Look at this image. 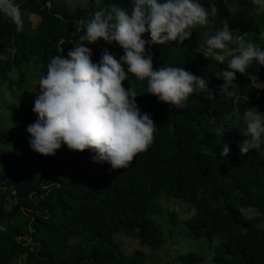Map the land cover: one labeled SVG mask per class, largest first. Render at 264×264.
Listing matches in <instances>:
<instances>
[{
  "label": "trees",
  "instance_id": "1",
  "mask_svg": "<svg viewBox=\"0 0 264 264\" xmlns=\"http://www.w3.org/2000/svg\"><path fill=\"white\" fill-rule=\"evenodd\" d=\"M85 1L72 9L65 0H14L24 26L17 33L15 24L0 14V73L13 67L23 70L18 81L23 88L29 75L26 68L34 64L33 77L45 76L52 57L67 58L80 42L96 11L113 3L130 10L133 4V0ZM198 2L209 12L208 24L193 28L183 44H152L148 32L142 39L148 41L146 52L152 55L154 69L183 67L204 78L215 99L208 100L207 92H194L183 108L170 109L147 93L146 80L129 74L123 87L136 90L138 108L157 128L152 145L137 154L128 168L113 170L107 162H94L93 151L74 152L66 145L54 156L14 152L0 123V264L20 260L146 264L149 256L142 249L128 254L116 238L136 240L152 251L161 249L165 239L156 217L165 197L195 209L185 233L194 241L207 242L211 251L210 255L187 251L178 257V264H264V144L243 156L239 149L243 113L254 107L264 114V66L253 61L244 74L236 73L235 88L229 89L236 95L228 97L219 90L227 62L219 64L197 52L224 21L234 37L264 49V12L255 11L253 0ZM213 4L215 16L210 14ZM31 15L41 18L36 27ZM87 46L94 63L105 48L116 59L124 54L115 42L101 40ZM235 109L239 116L232 115ZM225 145L226 157L221 155ZM248 211L255 215L248 217ZM169 215L177 229L174 212Z\"/></svg>",
  "mask_w": 264,
  "mask_h": 264
},
{
  "label": "clouds",
  "instance_id": "2",
  "mask_svg": "<svg viewBox=\"0 0 264 264\" xmlns=\"http://www.w3.org/2000/svg\"><path fill=\"white\" fill-rule=\"evenodd\" d=\"M253 4L255 11L264 12V0H253ZM0 14L15 24L17 33L23 30L21 10L14 0H0ZM210 14H217L214 4ZM208 20L209 12L198 0H133L130 10L113 3L96 11L67 58L52 57L47 74L39 80L32 108L37 119L26 129L31 149L42 156H54L66 145L74 152L93 151L94 162H107L113 170L128 168L137 154L152 145L157 128L149 114H142L138 108L136 90L123 87L129 74L139 81L146 80L147 93L170 109L183 108L194 92H207L208 100L215 99L205 79L183 67L154 69L143 34L150 33L152 44H183L193 28L207 25ZM101 40L115 42L124 54L116 59L105 48L99 62L94 63L92 49L87 45ZM230 43L237 47H229ZM197 52L219 64L227 62L219 90L228 97L236 95L229 90L235 88L236 73L244 74L253 61L264 66V49L244 43L241 36L234 37L228 21L208 35ZM232 115L239 116V110ZM243 121L241 135L246 139L239 145L242 156L264 144V114L249 107ZM228 153V146H223L221 155L226 157ZM197 198H201L199 193ZM210 206L215 208V202Z\"/></svg>",
  "mask_w": 264,
  "mask_h": 264
},
{
  "label": "rangeland",
  "instance_id": "3",
  "mask_svg": "<svg viewBox=\"0 0 264 264\" xmlns=\"http://www.w3.org/2000/svg\"><path fill=\"white\" fill-rule=\"evenodd\" d=\"M73 9L76 6L83 5L85 0H65ZM30 21L36 27L41 18L31 15ZM3 57L0 56V61ZM24 87L18 84L21 78V72H25L17 67L9 69V71L0 73V123L1 128L10 136L9 149L17 153H31L33 150L29 145L30 134L26 131L28 125L34 123L37 115L33 113L34 101L39 91V80L33 77L37 69L34 64H30L27 68ZM31 74V75H30ZM256 85H261L258 79H253ZM246 139L243 137L241 142ZM0 147H2L0 143ZM2 166L0 165V168ZM162 213L156 217V223L163 232L165 239L164 245L157 251H152L148 247H141L136 240L130 238H116L121 244L122 249L132 254L134 251L142 249L149 258L146 264H178L179 256L186 254L187 251H195L197 254L210 255L209 245L201 240L194 241L187 233H185V223L195 214V209L191 205H185L177 199L163 198L160 201ZM174 212L176 225L180 224L176 229L170 223L169 213ZM248 217L254 216L255 213L246 212ZM17 264H25L20 260Z\"/></svg>",
  "mask_w": 264,
  "mask_h": 264
}]
</instances>
